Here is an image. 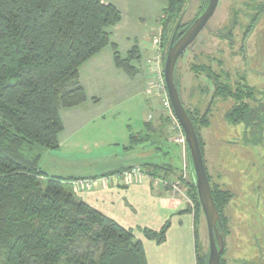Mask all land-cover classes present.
Returning <instances> with one entry per match:
<instances>
[{"label": "trees", "instance_id": "16d2710c", "mask_svg": "<svg viewBox=\"0 0 264 264\" xmlns=\"http://www.w3.org/2000/svg\"><path fill=\"white\" fill-rule=\"evenodd\" d=\"M164 1L176 16L186 0ZM208 2L187 26L183 13L169 43L163 38V66L176 30L178 41ZM121 20V11L105 0H0V264H149L143 243L131 230L81 200L66 186L68 180L41 169L45 151L59 147L61 110L87 101L80 67L110 44L112 28ZM138 53L135 47L127 59L117 55V67L133 76L131 61L139 59ZM206 75L220 93L221 75L210 69ZM176 83L180 93L177 76ZM223 89L226 97L239 99V88L235 93L230 86ZM188 114L204 156L197 122ZM263 115L264 109L235 105L225 119L253 129V141L245 144L260 145ZM188 159L192 169L189 154ZM190 187L199 206L193 180ZM212 193L222 216L228 194ZM194 218L197 264H208V257L198 255ZM168 227L144 230V235L160 244Z\"/></svg>", "mask_w": 264, "mask_h": 264}, {"label": "rangeland", "instance_id": "374dc122", "mask_svg": "<svg viewBox=\"0 0 264 264\" xmlns=\"http://www.w3.org/2000/svg\"><path fill=\"white\" fill-rule=\"evenodd\" d=\"M107 1L119 4L118 0H105L108 4ZM205 3L206 0H186L185 7L174 16L164 0L149 1L141 10L148 19L142 27L150 29L157 22L159 26L152 38L159 37L161 41L164 38L169 43L183 13V25L187 26ZM209 69L221 75L220 93L206 75ZM176 76L181 99L195 118L204 142V160L212 189L228 194L223 202L228 237L222 264H264V133L260 145L248 146L245 143L253 141V129L247 130L244 124L231 125L225 119L235 105L264 109V0H220L213 18L181 57ZM147 85L145 93L152 103L137 98L133 106L127 104L112 112L106 121H99L92 130L89 127L82 133L83 142L71 147L67 144L58 151L52 164L57 170L60 166L87 174L98 168L99 174L103 173L107 164L133 165L126 170L137 168L151 174L187 202L196 217L198 255L207 258L210 248L207 222L200 201L197 206L193 199L187 151L177 141L180 127L154 71ZM229 86L234 93L239 88L237 101L225 96L223 88ZM144 120L145 131L136 133L134 144H130L135 150L125 152L123 146L106 144L112 138L122 143L126 129L131 126L137 131ZM174 184L179 185L180 191L173 189Z\"/></svg>", "mask_w": 264, "mask_h": 264}, {"label": "crops", "instance_id": "0c3cea01", "mask_svg": "<svg viewBox=\"0 0 264 264\" xmlns=\"http://www.w3.org/2000/svg\"><path fill=\"white\" fill-rule=\"evenodd\" d=\"M149 1L154 0H118L120 5L107 1L121 11L122 20L112 28L110 44L80 67L79 80L87 94V101L75 108L61 110L64 128L59 134V147L57 150L45 151L41 169L49 176L60 177L68 182L93 180L95 184L92 187L75 189L69 186L85 203L131 230L143 243L149 264H197L194 214L180 195L164 187L158 179L146 173L131 181L115 176L133 165L113 167L107 164L103 167V173L99 174L98 168L95 173L87 174L82 170L70 172L60 166L57 170L55 163L52 164L58 151L67 144L71 147L76 142H83L82 133L89 127L88 130H92L99 121H106L112 112L127 104L133 106L137 98L144 99L147 104L152 103V98L145 91L151 72L154 71L152 60L158 50L151 34L159 24L154 23L150 29L142 27L145 25L143 21L148 22V19L141 10ZM135 47L139 59L131 61V65L136 68V73L131 76L117 67L115 57L119 55L123 60L127 59ZM138 128L135 131L129 126L122 143L112 138L111 143L107 141L106 144L123 146L125 152H131L135 150L130 146L131 137L145 131L146 120ZM180 151L179 159L182 160L183 151ZM109 158L111 162L114 157ZM190 175L192 177L191 171ZM106 178H109L108 182ZM166 223H169V227L163 243L159 244L144 235V230L158 232Z\"/></svg>", "mask_w": 264, "mask_h": 264}, {"label": "water", "instance_id": "95a60500", "mask_svg": "<svg viewBox=\"0 0 264 264\" xmlns=\"http://www.w3.org/2000/svg\"><path fill=\"white\" fill-rule=\"evenodd\" d=\"M219 2L220 0H209L203 13L196 18L188 31L178 41H176V30L170 42L164 66V78L169 101L186 138L187 152L192 165V180L207 222L210 239L208 264H221V257L225 248V237L222 232L223 226L221 224L220 213L215 204L211 183L207 174L199 136L181 99L176 83V72L184 52L206 28L209 21L215 15Z\"/></svg>", "mask_w": 264, "mask_h": 264}, {"label": "built area", "instance_id": "2783aa9c", "mask_svg": "<svg viewBox=\"0 0 264 264\" xmlns=\"http://www.w3.org/2000/svg\"><path fill=\"white\" fill-rule=\"evenodd\" d=\"M154 43L158 46V50L156 52V55L154 57V60H152V66H153V69H154V72L156 75H158L159 77V86L161 89H163L167 96H168V91H167V87H166V82H165V78H164V66H163V57H164V51H163V48H162V41L160 38H155L154 39ZM167 104H168V107L170 109H172L173 111V108L171 106V103L169 101V97H168V100H167ZM174 114V112H173ZM174 117L176 119V121L178 122L175 114H174ZM152 116L149 115V119H151ZM178 126L180 127V134L177 136V141L184 147L186 148V151H187V142H186V138H185V135H184V132H183V129L181 128L179 122H178ZM143 175V172L137 168H133L131 170H125L117 175H115L118 179H124V180H127V181H131L133 180L134 178H138L140 176ZM106 182L109 181V178H106L105 179ZM95 184V182L93 180H85V179H78V180H74L72 182H70V185H72L75 189L77 188H83V187H92L93 185ZM179 185L178 184H174L173 185V189L176 190V191H180L179 190ZM188 203H191L190 200H188Z\"/></svg>", "mask_w": 264, "mask_h": 264}, {"label": "flooded vegetation", "instance_id": "af4514ba", "mask_svg": "<svg viewBox=\"0 0 264 264\" xmlns=\"http://www.w3.org/2000/svg\"><path fill=\"white\" fill-rule=\"evenodd\" d=\"M223 210H224V209H223ZM220 219H221V224H222V222H223V220H224V216H223V215L220 216ZM222 226H223V224H222ZM222 232H223L224 237H225V248H226V239H227L228 235L226 234L225 226H223V230H222ZM209 241H210V239H209ZM225 248H224V251H223L222 257H223V255H224ZM209 251H210V248H209ZM222 257H221V263H222ZM208 259H209V255H208ZM255 264H256V263H255Z\"/></svg>", "mask_w": 264, "mask_h": 264}]
</instances>
